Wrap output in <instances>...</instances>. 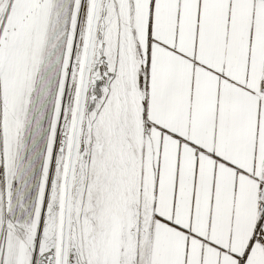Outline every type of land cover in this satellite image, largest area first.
Wrapping results in <instances>:
<instances>
[{
    "label": "snow or ice",
    "instance_id": "snow-or-ice-1",
    "mask_svg": "<svg viewBox=\"0 0 264 264\" xmlns=\"http://www.w3.org/2000/svg\"><path fill=\"white\" fill-rule=\"evenodd\" d=\"M0 264H264V0H0Z\"/></svg>",
    "mask_w": 264,
    "mask_h": 264
}]
</instances>
